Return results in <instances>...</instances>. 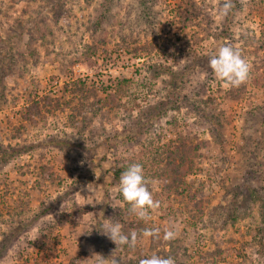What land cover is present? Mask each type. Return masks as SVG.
Wrapping results in <instances>:
<instances>
[{
	"label": "rangeland",
	"instance_id": "1",
	"mask_svg": "<svg viewBox=\"0 0 264 264\" xmlns=\"http://www.w3.org/2000/svg\"><path fill=\"white\" fill-rule=\"evenodd\" d=\"M225 2L0 0V264H264V0ZM223 44L239 87L208 67ZM133 162L148 221L117 190Z\"/></svg>",
	"mask_w": 264,
	"mask_h": 264
},
{
	"label": "clouds",
	"instance_id": "2",
	"mask_svg": "<svg viewBox=\"0 0 264 264\" xmlns=\"http://www.w3.org/2000/svg\"><path fill=\"white\" fill-rule=\"evenodd\" d=\"M232 0H226L221 6V15H227L232 9ZM208 67L214 77L222 81L226 88L239 87L244 83L249 75V65L241 56V53L231 44L220 45L214 54L209 57ZM117 190L123 202L129 206V211L137 219L142 221L150 220V211L160 206L159 201H154L152 193L147 188V181L144 170L140 163H130L121 173ZM101 226L100 233L106 236L116 247H134L137 240V233L130 232L125 234L119 222L105 219ZM159 228H146L142 235L148 238H160ZM175 237L174 231L166 229L163 231L162 238L171 240ZM115 247V248H116ZM112 264H116L115 261ZM140 264H175L171 257H161L153 254L140 261Z\"/></svg>",
	"mask_w": 264,
	"mask_h": 264
}]
</instances>
